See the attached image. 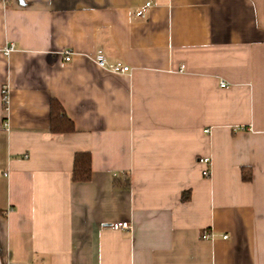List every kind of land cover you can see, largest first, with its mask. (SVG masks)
Here are the masks:
<instances>
[{
  "label": "crops",
  "instance_id": "0c3cea01",
  "mask_svg": "<svg viewBox=\"0 0 264 264\" xmlns=\"http://www.w3.org/2000/svg\"><path fill=\"white\" fill-rule=\"evenodd\" d=\"M0 264H264V0H0Z\"/></svg>",
  "mask_w": 264,
  "mask_h": 264
},
{
  "label": "trees",
  "instance_id": "16d2710c",
  "mask_svg": "<svg viewBox=\"0 0 264 264\" xmlns=\"http://www.w3.org/2000/svg\"><path fill=\"white\" fill-rule=\"evenodd\" d=\"M50 129L54 133L71 132L73 123L64 113L61 105L52 101L50 105ZM245 178H250V174ZM91 178V159L87 152H77L74 155L71 179L75 182H86Z\"/></svg>",
  "mask_w": 264,
  "mask_h": 264
},
{
  "label": "built area",
  "instance_id": "2783aa9c",
  "mask_svg": "<svg viewBox=\"0 0 264 264\" xmlns=\"http://www.w3.org/2000/svg\"><path fill=\"white\" fill-rule=\"evenodd\" d=\"M13 50V45L8 46L4 53L9 54ZM64 60L70 61L72 53L69 51H63L62 52ZM93 63L101 68H104L112 73L116 74H125L130 71V68L127 65H123L121 63H114L111 64L107 61L106 57L104 56L102 50H97L96 53L93 56L92 59ZM183 67V66H181ZM221 86H225L226 84L224 82H220ZM2 94V101L3 106L5 109H7L9 104V96H8V90L6 87H3L1 89ZM208 132V130H206ZM200 163L204 165V169L202 170L203 177H209L210 175V159L208 157H201L198 160ZM110 229L113 230H131V224L129 222L123 221V222H112L108 225ZM226 236H224L225 238Z\"/></svg>",
  "mask_w": 264,
  "mask_h": 264
}]
</instances>
